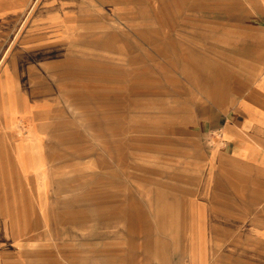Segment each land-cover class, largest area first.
<instances>
[{
    "label": "rangeland",
    "instance_id": "rangeland-1",
    "mask_svg": "<svg viewBox=\"0 0 264 264\" xmlns=\"http://www.w3.org/2000/svg\"><path fill=\"white\" fill-rule=\"evenodd\" d=\"M62 2L25 0L19 16L0 24V59L7 50L0 83L12 67L22 97L13 128L21 139L35 137V151L24 152L39 198L25 211L15 257L22 264H180L191 249L190 204L204 197L221 114L264 66L256 1L113 7L67 0L76 19L49 25L48 12ZM42 102L49 117L37 115ZM204 201L205 226L229 221L224 208L213 212ZM203 243L243 245L228 237ZM197 259L264 264V249Z\"/></svg>",
    "mask_w": 264,
    "mask_h": 264
},
{
    "label": "crops",
    "instance_id": "crops-1",
    "mask_svg": "<svg viewBox=\"0 0 264 264\" xmlns=\"http://www.w3.org/2000/svg\"><path fill=\"white\" fill-rule=\"evenodd\" d=\"M97 1L113 7L129 4V0ZM255 1L253 14L263 29L264 40V0ZM66 3L67 0L60 3L58 12L57 9L48 12L49 25L67 24L76 19V9L65 6ZM198 3H192V11L197 13ZM24 4L25 0H0V24L19 16ZM206 8L211 10V6ZM3 73L0 94L3 90L6 93L0 101V264H22L15 255L18 240H21L25 211L29 215L39 200L33 159L28 156L29 152H24L25 149L35 151V137L28 134L29 138L21 139L18 137L20 130L13 128L15 114L22 102L21 91L14 69L5 66ZM36 108H39L36 110L38 116L49 117L48 104L42 102ZM221 117L220 135L215 142L218 146L210 154L204 197L192 200L190 204L191 249L189 256L180 264H197V256L204 254L254 255L264 249V66L253 83L243 90L236 103L222 112ZM204 200L214 207L213 212L220 213L221 207L226 214L230 213L229 221L215 219L208 223V227L205 226L202 221ZM4 224H13L12 229H5ZM227 237L239 240L243 245L207 247L203 243L206 239ZM225 248L230 250L224 251Z\"/></svg>",
    "mask_w": 264,
    "mask_h": 264
},
{
    "label": "bare ground",
    "instance_id": "bare-ground-1",
    "mask_svg": "<svg viewBox=\"0 0 264 264\" xmlns=\"http://www.w3.org/2000/svg\"><path fill=\"white\" fill-rule=\"evenodd\" d=\"M33 5H34V4H33ZM6 51H7V50H6ZM6 51L4 52L3 56L1 57L0 62L3 60V58H4L5 54H6Z\"/></svg>",
    "mask_w": 264,
    "mask_h": 264
}]
</instances>
